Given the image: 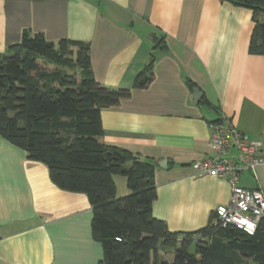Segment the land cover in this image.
<instances>
[{
    "label": "crops",
    "instance_id": "crops-1",
    "mask_svg": "<svg viewBox=\"0 0 264 264\" xmlns=\"http://www.w3.org/2000/svg\"><path fill=\"white\" fill-rule=\"evenodd\" d=\"M252 17L222 0H0V53L24 29L83 41L96 81L115 89L132 88L154 53L149 86L102 109L103 139L155 161L153 216L193 232L231 195L225 177L193 167L215 155L210 124L228 119L264 140V55L249 52ZM256 175L245 171L240 185L264 191V165ZM126 188L117 185V197ZM92 218L87 194L61 189L45 163L0 135V264H99Z\"/></svg>",
    "mask_w": 264,
    "mask_h": 264
},
{
    "label": "trees",
    "instance_id": "trees-1",
    "mask_svg": "<svg viewBox=\"0 0 264 264\" xmlns=\"http://www.w3.org/2000/svg\"><path fill=\"white\" fill-rule=\"evenodd\" d=\"M222 1L252 10L249 52L264 55V0ZM155 60L152 53L132 88L149 86ZM132 88L96 81L88 43L55 42L24 29L20 41L0 53V135L45 163L61 189L88 195L92 235L103 247L99 264H264V217L250 235L216 223L214 213L193 232H172L153 216L155 161L103 139L102 109L129 97ZM114 175L126 177L128 195L117 197Z\"/></svg>",
    "mask_w": 264,
    "mask_h": 264
},
{
    "label": "built area",
    "instance_id": "built-area-1",
    "mask_svg": "<svg viewBox=\"0 0 264 264\" xmlns=\"http://www.w3.org/2000/svg\"><path fill=\"white\" fill-rule=\"evenodd\" d=\"M210 129L215 155L194 162L193 167L198 175L225 177L230 184V200L214 209L215 222L253 235L264 217V191L260 186L249 189L239 182L245 171L257 179V167L264 165V140L243 133L228 119L212 122Z\"/></svg>",
    "mask_w": 264,
    "mask_h": 264
},
{
    "label": "rangeland",
    "instance_id": "rangeland-1",
    "mask_svg": "<svg viewBox=\"0 0 264 264\" xmlns=\"http://www.w3.org/2000/svg\"><path fill=\"white\" fill-rule=\"evenodd\" d=\"M114 178H115V181L117 182V185H118V188L120 190H123V189H127V181H126V177L123 176V175H114ZM128 193L124 194L123 196H126L130 193V190L128 189ZM191 251L193 252L194 251V246H192L191 248ZM173 258V255H169L168 256V259H171Z\"/></svg>",
    "mask_w": 264,
    "mask_h": 264
},
{
    "label": "water",
    "instance_id": "water-1",
    "mask_svg": "<svg viewBox=\"0 0 264 264\" xmlns=\"http://www.w3.org/2000/svg\"><path fill=\"white\" fill-rule=\"evenodd\" d=\"M193 92H194V98H195V100L198 101L200 99V97L202 96V92L198 88H194L193 89Z\"/></svg>",
    "mask_w": 264,
    "mask_h": 264
}]
</instances>
